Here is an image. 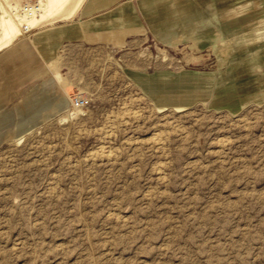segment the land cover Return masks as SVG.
I'll return each instance as SVG.
<instances>
[{
    "label": "rangeland",
    "instance_id": "374dc122",
    "mask_svg": "<svg viewBox=\"0 0 264 264\" xmlns=\"http://www.w3.org/2000/svg\"><path fill=\"white\" fill-rule=\"evenodd\" d=\"M259 1L239 42L257 54L238 56L264 79ZM1 16L0 7V35ZM59 54V71L50 64L61 75L55 102L41 110L34 87L31 117L16 119L30 129L21 138L0 129V264H264V101L158 110L126 70L215 73L208 47L148 38L132 49L71 44ZM61 88L85 105L57 106Z\"/></svg>",
    "mask_w": 264,
    "mask_h": 264
},
{
    "label": "crops",
    "instance_id": "0c3cea01",
    "mask_svg": "<svg viewBox=\"0 0 264 264\" xmlns=\"http://www.w3.org/2000/svg\"><path fill=\"white\" fill-rule=\"evenodd\" d=\"M258 1L84 0L72 20L35 29L42 30H33L0 51V129H20L15 138L30 129L27 120L18 123L16 119L31 117L34 87H38L41 110L55 102L54 87L60 83L50 64L58 70V52L71 44L132 49L149 38L166 47L183 44L193 51L208 47L217 54L219 70L215 73L194 67L171 70L154 66L137 71L127 66L126 70L159 105L205 102L223 109L229 103L237 102L242 108L252 101L263 102V76L247 73L241 65L245 57L238 56L257 54L256 46L242 50L239 42L247 36V26L256 22ZM259 2L264 7V0ZM61 91L57 106L69 102Z\"/></svg>",
    "mask_w": 264,
    "mask_h": 264
},
{
    "label": "bare ground",
    "instance_id": "6f19581e",
    "mask_svg": "<svg viewBox=\"0 0 264 264\" xmlns=\"http://www.w3.org/2000/svg\"><path fill=\"white\" fill-rule=\"evenodd\" d=\"M8 1L10 3H8ZM84 0H37L36 4L30 1L20 5L11 4L13 0H0L2 11L0 51L21 37H26L31 31L44 26L52 25L60 21H70L75 16L77 10ZM34 32V31H33ZM58 82L61 75L56 73ZM79 95H74L78 97ZM73 97V98H74ZM69 105L73 98L69 95ZM175 110L181 111L182 106H175ZM184 108V107H183ZM68 109H74L70 107ZM81 109V108H76ZM158 110H163L164 106H158ZM70 112V111H69ZM71 115H76V111H71ZM21 138V135H19ZM103 154V153H102Z\"/></svg>",
    "mask_w": 264,
    "mask_h": 264
},
{
    "label": "built area",
    "instance_id": "2783aa9c",
    "mask_svg": "<svg viewBox=\"0 0 264 264\" xmlns=\"http://www.w3.org/2000/svg\"><path fill=\"white\" fill-rule=\"evenodd\" d=\"M86 101L84 98H82L81 96L78 97H74L72 102H71V107L73 108H81L85 105Z\"/></svg>",
    "mask_w": 264,
    "mask_h": 264
}]
</instances>
